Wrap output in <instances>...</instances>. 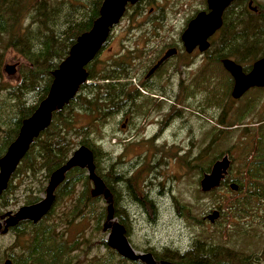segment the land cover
<instances>
[{"label": "trees", "instance_id": "16d2710c", "mask_svg": "<svg viewBox=\"0 0 264 264\" xmlns=\"http://www.w3.org/2000/svg\"><path fill=\"white\" fill-rule=\"evenodd\" d=\"M248 1L233 0L226 9L223 25L212 38L209 54H213L205 61V65H201L194 80V84L198 88L202 86L201 90L206 92L204 103L198 111L203 114L208 109L224 104L225 117L219 120L217 115L208 116L210 127L206 137L209 144L192 159L193 164H189L187 158L184 161L186 167L200 171L203 176L210 171L213 161L231 151L232 147L229 150L224 148L234 133L241 130L244 132L240 168L236 175L231 170L221 185L211 191L195 190V200H178L181 215L193 225L204 226V219L195 211V203H199L202 197L211 196V201L222 210L220 215L224 221L220 220L213 230L200 232L193 244L184 251L167 248L159 253L154 252L157 260L178 264H264V249L256 257L246 250L253 238L259 239L257 230L251 223L234 222L236 218L250 216L253 200L264 197V114H259L251 124L243 122L245 117L256 114L260 104L264 108V88L258 87L261 92L250 99L237 115L236 109H228V105L236 103L231 97L233 79L220 61L221 58H234L244 71H248L253 61L264 56V5H259L258 11H252ZM102 2L0 0V158L17 137L22 121L47 96L53 71L69 54L77 37L92 27L99 16ZM152 3L153 0H143L129 5L125 15L132 22L146 15L145 23L151 25L143 26V29L158 31L159 23L167 17V8L158 3L157 7L147 9ZM217 48L224 51L214 52ZM10 49L19 53L26 62L20 67L18 80L5 83L4 60ZM135 55L139 54L125 52L108 60L100 68L96 57L87 65L88 82L80 86L75 97L64 108L54 112L50 126L33 140L12 174L0 198V215L9 205V194L16 193L18 189L16 180L23 185L22 179L27 178L24 204L35 203L41 199L39 194L45 192L51 173L67 161L75 146L86 145L94 153L96 172L113 194L116 218L127 226L128 216L118 205L119 192L113 183L120 181L122 175L114 171V163L106 165L110 156L104 146L108 125L113 119L122 116L132 104L136 115L142 112L137 100L140 90L126 81L130 78L131 60ZM217 65L230 76L229 79L222 78L219 82L215 70ZM30 94L35 95L33 102L29 98ZM213 121L217 122L216 126L210 124ZM139 176L126 178L129 192H134L131 185L136 187L135 180L137 178L138 181ZM231 182L236 183L238 189H229L231 194L222 196L219 192ZM91 190L87 170L72 168L57 188L51 210L41 220L36 223L23 220L10 227L8 233L13 234L14 241L7 251H0V264H4L6 258L11 260V264H145L141 260H129L108 246L107 234L103 230L107 205L102 204V196H93ZM133 194L134 199L148 208L149 212H154L152 200L147 199L148 196L137 198L136 193ZM260 223L264 227V215ZM239 242L248 244L244 248V245L239 246ZM102 248L105 251L102 252Z\"/></svg>", "mask_w": 264, "mask_h": 264}, {"label": "rangeland", "instance_id": "374dc122", "mask_svg": "<svg viewBox=\"0 0 264 264\" xmlns=\"http://www.w3.org/2000/svg\"><path fill=\"white\" fill-rule=\"evenodd\" d=\"M254 1L257 5H264V0ZM158 3L167 8V17L165 16L166 19L159 23L160 29L158 31L162 37L171 34L172 40L177 36L176 33L183 31L189 20L199 11L204 10L206 6V0H153V3L147 6V9L152 6L157 7ZM145 16L139 18L137 22H132L129 16L124 15L121 21L112 29L107 44L104 45L97 55L96 59L99 61L98 68L106 64L108 60L125 53L123 52L124 47L122 46V42L127 40V32L143 31V26L151 25L145 23V20H147ZM205 61H202L199 52L193 56L192 65L187 70V73L191 72L192 74L188 77L191 81L188 82L189 80H187V89L185 85H164L167 90L168 88L170 89L169 93L171 95H179L181 97L180 102L189 108L185 109L183 116L171 115L174 106L176 108L179 107L178 103L163 101L161 102L163 104L159 115L155 116V118L147 119L146 126L143 124L144 121L141 118L139 119L137 115L133 118L132 124L127 129H124L122 126V116L113 119L111 124L108 125L109 128L107 129L104 148L110 158L106 162V165L109 166L110 163H114V171H119L122 175L120 181L113 183L114 188L119 192L118 205L128 216L126 226L128 239L137 252L159 253L167 248L175 251H184L193 244V241L200 235V232L213 230L217 227L220 220L221 222L224 221V217L222 220V214L214 222L208 219V214L212 213L213 210L222 211L215 202L211 201V196L202 197L199 203H195V211L204 219V226L193 225L189 219L178 211L179 199L187 202L195 200V190L201 191L200 179L202 173L186 167L184 165L185 158L190 160L188 161L189 164H193L192 159L196 158L201 150L209 144V139L206 137L208 128L210 127L208 116L210 114L217 115L216 118L219 120L221 117H225V114H223L226 111L224 104L208 109L203 114L198 111L199 106L204 103L206 92L201 90L203 89L202 86L198 88L194 84V80L201 65L205 64ZM25 62V59L15 50L10 49L7 51L4 60L5 83H12L18 80L20 67ZM6 65H14L15 73L8 74L5 71ZM215 70L218 73L219 82H221L222 78L223 80L230 78L221 66L217 65ZM215 78L217 84V76ZM139 90L141 91V88ZM260 92L261 90L258 87L249 89L241 98L235 100V104H231L232 102H230L231 105H228V109L231 111L236 109V114L238 115L243 106ZM29 98L33 102L35 95L30 94ZM180 105L182 106V104ZM257 110L256 114L245 117L243 122L251 124L257 119L259 114H264L263 104H260ZM210 124L216 126L217 122L213 121ZM143 128L147 134H157L158 141L156 144L153 146L139 145L138 139H140L139 136ZM243 132L241 130L236 131L229 144L224 148V150H229L232 147L231 151L227 154L232 159L231 170L233 171V175H236L240 168ZM234 143L235 146L233 145ZM79 146H75L74 150ZM215 161L212 162L211 166ZM124 170H126L125 174ZM137 174L140 176L138 181L137 178L135 180L137 185L134 182L136 187L131 185V190H135L134 192H129L126 178L128 176H137ZM15 183L18 184V189L16 193L9 194V205L3 209L4 212L16 211L22 205H25V186L28 180L26 177L23 178V185H20L19 180H16ZM229 189V186H225L219 193L222 196H227L231 194ZM133 193H136L137 198H143L145 195L148 196L147 199L152 200L154 212H149L148 208L134 199ZM44 195L45 192L39 194L41 198ZM252 203L253 209L251 210V215L243 219L236 218L234 222L251 223L253 228L257 230L259 239L253 238L252 244L246 249L248 253L250 252V254L256 257L264 249V227L260 223L261 216L264 215V197L256 198ZM102 204L107 205L105 199ZM13 241L14 236L12 233H0V251H7ZM247 244V242L244 244L239 242V246L244 245V248ZM101 251H105L104 248Z\"/></svg>", "mask_w": 264, "mask_h": 264}, {"label": "water", "instance_id": "95a60500", "mask_svg": "<svg viewBox=\"0 0 264 264\" xmlns=\"http://www.w3.org/2000/svg\"><path fill=\"white\" fill-rule=\"evenodd\" d=\"M140 1L143 0H103L99 16L94 20L92 27L77 37L69 54L53 71V80L47 96L38 104L35 111L22 121L17 137L0 158V198L33 140L50 126L54 112L64 108L75 97L80 86L88 82L87 65L99 54L112 29L123 18L128 6ZM232 1L206 0L208 11H199L189 20L183 31L182 41L187 52L191 53L197 47L200 52H203L210 47L209 39L222 27L224 11ZM175 52V49H168L153 66L151 72ZM222 65L234 80L232 98H240L250 88L264 87V56L254 61L248 72L230 58H224ZM5 71L8 74L15 73V66L6 65ZM230 166L231 159L227 154L216 160L210 171L205 172L200 179L201 191L208 192L220 186ZM74 167L87 170L93 185L92 195L102 196L106 200L107 216L103 230L108 231L109 247L129 260H141L145 264H178L168 260H157L151 252H137L133 248L128 239L126 227L115 216L113 194L103 178L96 172L94 153L86 145H80L64 164L51 173L43 198L35 203L22 205L16 211H7L0 215V233L7 234L10 227L16 226L23 220L35 223L41 220L51 210L56 200L57 188ZM230 188L237 190L238 185L232 182ZM219 216L220 212L213 210L208 214V219L214 222ZM4 264H11V260L6 259Z\"/></svg>", "mask_w": 264, "mask_h": 264}, {"label": "flooded vegetation", "instance_id": "af4514ba", "mask_svg": "<svg viewBox=\"0 0 264 264\" xmlns=\"http://www.w3.org/2000/svg\"><path fill=\"white\" fill-rule=\"evenodd\" d=\"M248 7L252 11L259 10V5H257L254 0L248 1ZM253 8L256 9L254 10ZM204 10L208 11L207 4ZM183 31L177 32V36L173 40L171 34L162 37L160 36L159 31H131L126 33L128 34L126 36L127 40L122 42V46L124 47L123 52H132L133 54H139L132 57L130 73L128 75L130 76V78H127L126 81L128 83H131L132 85H135L138 89L141 88V93L137 95V100L140 104L139 108H141L142 112H137V116L139 117V119L141 118L142 121H144L143 124L145 126L147 124V119L155 118V116L159 115L160 103L163 101L178 103L179 107L177 106L178 108H176L174 106L173 111H171V115L179 117L184 115L185 109L189 108L186 105H183L182 102H180L181 97L179 95H171L169 93L170 89L168 88L167 90L164 85L174 86L177 84L178 86L185 85L186 87L187 80H189L188 77L192 75L191 72L187 73V70H189L192 65L193 56L197 54V52H199V55L202 57L203 61L207 60L209 56L213 54H209V49L211 47L203 52H200L198 47L191 53L187 52L182 41ZM217 33L218 32L210 37V44L212 42V38L215 37ZM168 49H175L176 52L172 56L164 60L157 69L151 72L153 66L162 58V56ZM232 50L238 51V48L236 50ZM216 51L222 52L224 50H222V48H217V50H214V52ZM223 59L224 58L220 59L221 64ZM230 59L236 62L234 58ZM252 65L253 63L251 64L250 69L252 68ZM190 81L191 79L188 82ZM132 102L129 101V103ZM180 104H182V106ZM133 108L134 107L132 104V107L129 106L128 110L122 114V126L124 129H127L128 126L132 124V120L136 116ZM144 128L141 132V135L139 136L140 139H138L139 145L141 144L146 146H153L157 143L158 136L156 133L147 134ZM230 170L231 167L228 170V174Z\"/></svg>", "mask_w": 264, "mask_h": 264}]
</instances>
